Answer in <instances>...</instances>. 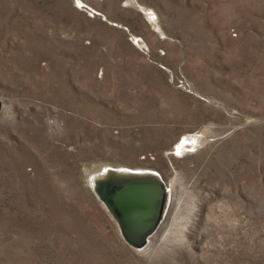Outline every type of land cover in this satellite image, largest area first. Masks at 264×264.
<instances>
[{
	"label": "rangeland",
	"instance_id": "1",
	"mask_svg": "<svg viewBox=\"0 0 264 264\" xmlns=\"http://www.w3.org/2000/svg\"><path fill=\"white\" fill-rule=\"evenodd\" d=\"M0 100V264H264V0H0ZM104 165L171 184L144 250Z\"/></svg>",
	"mask_w": 264,
	"mask_h": 264
},
{
	"label": "water",
	"instance_id": "2",
	"mask_svg": "<svg viewBox=\"0 0 264 264\" xmlns=\"http://www.w3.org/2000/svg\"><path fill=\"white\" fill-rule=\"evenodd\" d=\"M1 108L0 100V112ZM143 174L131 181H123L116 195L122 235L135 248L137 245L142 247L145 236L155 229L159 202L168 185L163 179L157 182Z\"/></svg>",
	"mask_w": 264,
	"mask_h": 264
},
{
	"label": "bare ground",
	"instance_id": "3",
	"mask_svg": "<svg viewBox=\"0 0 264 264\" xmlns=\"http://www.w3.org/2000/svg\"><path fill=\"white\" fill-rule=\"evenodd\" d=\"M186 147L187 146H184V144L176 145L177 155L183 153V151L186 150ZM144 170H149V169H141V168L134 169L124 166L112 167L109 165H104L98 172L94 173L91 179L89 180L91 189L94 191L98 202L102 205L103 209L107 212L109 217L115 222L116 226H118V228L120 229V233H122V228H121V222L118 218V208L116 206L118 200L116 199V195L118 189L123 184L122 182L131 181L134 179V177L140 176V174H142L143 172L145 173L143 174V176L149 175L147 177L151 178V180H156L157 182H159L160 180L161 182L163 179L162 176L157 172H153L150 170L144 171ZM170 186L171 184L165 186V190L160 199L158 212L155 219L156 220L155 229L149 235L145 236L144 238L145 242L143 243V248H141L140 245L139 246L137 245L138 247L137 249L144 250L146 248L145 243L147 244L148 242H150V240L153 238V236L157 233V231L160 229L161 225L163 224L171 203Z\"/></svg>",
	"mask_w": 264,
	"mask_h": 264
},
{
	"label": "crops",
	"instance_id": "4",
	"mask_svg": "<svg viewBox=\"0 0 264 264\" xmlns=\"http://www.w3.org/2000/svg\"><path fill=\"white\" fill-rule=\"evenodd\" d=\"M80 1H81V0H80ZM82 3H83V5H84V7H86V8L88 7L87 5L84 4V2H82ZM77 9H78V7H77Z\"/></svg>",
	"mask_w": 264,
	"mask_h": 264
}]
</instances>
